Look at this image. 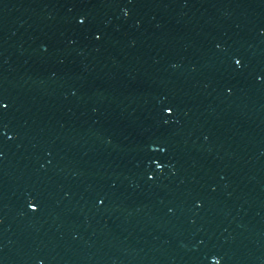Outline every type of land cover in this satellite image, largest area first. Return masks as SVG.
I'll return each mask as SVG.
<instances>
[{"label":"water","instance_id":"95a60500","mask_svg":"<svg viewBox=\"0 0 264 264\" xmlns=\"http://www.w3.org/2000/svg\"><path fill=\"white\" fill-rule=\"evenodd\" d=\"M0 264H264V0H0Z\"/></svg>","mask_w":264,"mask_h":264}]
</instances>
